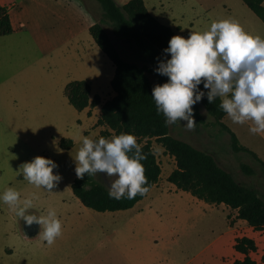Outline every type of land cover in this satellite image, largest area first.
Returning a JSON list of instances; mask_svg holds the SVG:
<instances>
[{
  "label": "rangeland",
  "instance_id": "374dc122",
  "mask_svg": "<svg viewBox=\"0 0 264 264\" xmlns=\"http://www.w3.org/2000/svg\"><path fill=\"white\" fill-rule=\"evenodd\" d=\"M25 1L24 5L19 3L22 10L14 8L20 20L13 33L0 37V51L4 53L0 60V196L9 187L19 191L21 199L36 193L39 199L26 214L42 216L55 210L62 223V235L51 246L41 235L42 226L36 237H27L23 219L0 200V264H232L236 250L225 216L213 211L210 203L168 181L166 175L176 164L155 140L162 177L133 208L97 211L74 195L75 156L83 138L106 137L102 129L97 137L95 117L69 103L65 86L71 78H90L94 90L108 99L111 94L106 88L109 85L112 89L109 76L114 64L88 30L79 34L82 26L75 19L87 20L91 10L89 5L87 11H73V7L84 0H44L46 8L36 0ZM128 1L117 0L120 5ZM145 1L178 35L190 29L204 32L214 21L230 19L246 33L264 38V22L242 0ZM92 11L97 20L102 19L101 8ZM105 26L123 55L140 62L114 34L112 25ZM157 67L149 72L151 79L156 85L169 82L167 76L157 74ZM8 90L15 93L11 94L12 100L4 94ZM198 103L204 123L198 124L194 118L196 126L188 130L186 121H177L171 125V133L212 152L222 166L264 196V133L254 135L249 131L254 126L251 121L241 125L226 116L224 122L260 160L235 152L230 135L221 131ZM62 139H72L74 145L64 148ZM36 157L50 159L58 166L53 174L62 179L52 193L36 188L16 173L21 164ZM242 164L254 168L255 174L243 172ZM116 178L96 174L97 181L108 187L109 179ZM258 241L261 250L262 233H258ZM260 250L255 255L259 260Z\"/></svg>",
  "mask_w": 264,
  "mask_h": 264
},
{
  "label": "trees",
  "instance_id": "16d2710c",
  "mask_svg": "<svg viewBox=\"0 0 264 264\" xmlns=\"http://www.w3.org/2000/svg\"><path fill=\"white\" fill-rule=\"evenodd\" d=\"M102 9V19L91 26L90 33L99 48L115 65V75L111 86L115 95L102 103L100 95L91 98L92 86L89 80H72L65 87V95L69 103L78 111L92 109L102 104L98 126H105L103 135L107 138L114 132L132 134L141 146L146 156L141 163L145 168V175L150 190L159 182L162 167L158 160L153 140L157 141L166 154L176 161V168L168 177V181L177 189L190 192L195 197L212 204H225L237 211V217L245 220L255 231H264V196L254 186L241 182L234 174L222 166L217 157L209 150L199 148L191 142L171 133V125L166 124V118L158 113L152 98L153 88L156 86L149 72L159 65L160 60L171 59L170 54L164 52L174 36L189 38L190 29L180 35L169 25L163 23L148 8L145 0H129L120 5L117 0H96ZM264 22V0H242ZM105 23L112 25L116 36L134 52L140 61L126 58L107 30ZM13 32L11 18L5 6L0 4V37ZM159 58V59H158ZM198 91L205 92L200 101L202 106L214 118L215 124L221 131L230 135L231 147L235 152H244L260 160L255 152L241 143L238 135L225 122L226 113L220 109V98L209 103L208 89L203 83ZM196 122L204 123V116L197 102L193 106ZM72 139H62L61 146L71 148ZM135 149L129 155H133ZM262 162V161H261ZM263 166L264 163L262 162ZM261 164V167H262ZM264 170V167H262ZM241 169L248 175H254L255 169L242 164ZM86 185V187H84ZM72 190L81 202L97 211H118L133 208L146 195H137L135 199L120 200L109 198V187L97 181L95 176L85 174L83 179L76 175ZM149 190V191H150ZM235 248L244 253L243 260H236L234 264H259L250 256L258 251V245L253 238L243 236L237 238ZM264 264V254L262 256Z\"/></svg>",
  "mask_w": 264,
  "mask_h": 264
},
{
  "label": "clouds",
  "instance_id": "9594fccd",
  "mask_svg": "<svg viewBox=\"0 0 264 264\" xmlns=\"http://www.w3.org/2000/svg\"><path fill=\"white\" fill-rule=\"evenodd\" d=\"M171 59L160 60L157 74L167 76L169 82L156 85L152 98L158 113L166 118V124L186 121L188 130H194L196 122L193 106L201 101L205 92L198 91L203 83L208 89L207 99L213 103L220 98V109L232 120L241 124L251 121L252 134L264 133V38L244 31L241 25L230 19L214 21L204 32H191L189 38L174 36L164 50ZM159 59V58H158ZM135 152L133 155L129 153ZM146 156L134 135L121 133L110 139L93 140L84 137L76 152V175L83 179L85 174L95 176L105 173L109 179V198L135 199L146 195L150 188L141 163ZM58 167L52 160L36 157L32 162L20 165L16 172L36 188L52 193L62 179L54 175ZM86 187V185H84ZM39 199L36 193L21 199L15 188H7L0 200L30 226H42V237L49 246L62 235V223L55 210L47 215L26 214Z\"/></svg>",
  "mask_w": 264,
  "mask_h": 264
},
{
  "label": "crops",
  "instance_id": "0c3cea01",
  "mask_svg": "<svg viewBox=\"0 0 264 264\" xmlns=\"http://www.w3.org/2000/svg\"><path fill=\"white\" fill-rule=\"evenodd\" d=\"M36 3H38V4H42V6L43 7H45L46 8V3H45V1L44 0H36L35 1ZM91 2V3H90ZM26 4V1L25 0H0V4L1 5H3V6H5L6 8H7V10H8V13H9V15H10V18H11V24H12V27H13V31H14V27H15V25L17 24V22L20 20V13H18V12H16V11H14V8H16L17 6L19 7V10H22V8H21V6H20V4ZM90 3V4H89ZM75 4V6L73 7L74 9H73V11H76V10H78V11H81L82 9H83V11H87L88 9H87V5H89L90 6V10H91V13L89 14L88 12H90V11H88L87 13L89 14L88 15V19L87 20H81L80 18H76L75 19V22H77V21H80V25L82 26L81 27V31H80V35L83 33H85V31H89V33H90V28H91V26H93L95 23H96V21H94V20H97L96 18H95V16L93 15V9H95V10H99V8H101L100 7V5H99V3L97 2V1H88V0H84V2H80L79 1V3L77 2V3H74ZM146 4H147V2H146ZM148 6V5H147ZM149 8V7H148ZM151 11V10H150ZM20 12V11H19ZM152 12V11H151ZM153 13V12H152ZM154 14V13H153ZM155 15V14H154ZM155 16H157V15H155ZM158 17V16H157ZM159 18V17H158ZM160 19V18H159ZM161 20V19H160ZM163 23H164V21L163 20H161ZM13 33V32H12ZM91 34V33H90ZM93 38V37H92ZM94 40V39H93ZM89 42H91L90 40H89ZM95 42V41H94ZM96 43V42H95ZM99 47V46H98ZM4 57V53H2L1 51H0V60L2 59ZM108 57V56H107ZM111 61V60H110ZM111 63L113 64V62L111 61ZM114 75H115V65H113V67H112V73L110 74V76H109V81H110V84H111V82H112V79H113V77H114ZM84 79H86V80H89L90 82H91V86H92V91H91V98H93L95 95H100L101 96V98H102V103H104L107 99H105L104 98V96H103V94L104 93H100L99 91H96V90H94V88H93V82L91 81V79L90 78H85V77H75V78H71V79H69V81L66 83V85L70 82V81H72V80H84ZM66 87V86H65ZM107 90H109L110 89V94H111V97H113L114 95H115V92H114V90H113V88L111 89L110 87H109V85L107 86V88H106ZM107 90H106V92H107ZM0 93H2V92H0ZM3 94V93H2ZM4 94H9V96H10V99L13 97V95H11V94H15V93H13V91L12 90H8V91H6V92H4ZM111 97H109V98H111ZM108 98V99H109ZM12 100V99H11ZM13 101L14 102H17V98H16V96H14V99H13ZM101 109H102V104H100V105H98V106H96L95 108H93L92 109V115H91V117H95V121H94V123H95V125L97 124V121H98V119H99V117H100V114H101ZM84 112H87L88 114H89V111H90V109L89 108H87V109H85V110H83ZM106 130V127L105 126H99L98 127V135H97V137L99 136V132H100V130ZM112 134L111 135H114V132H111ZM110 135V136H111ZM110 136H108V137H110ZM174 161H175V158H174ZM175 164H176V161H175ZM175 168H176V166H175ZM174 168V169H175ZM174 169H172V171L174 170ZM172 171H170L169 172V174L168 175H166L167 176V178L169 177V175L172 173ZM161 177H162V175H161ZM161 177H160V180H161ZM159 180V181H160ZM159 184V182L154 186V187H156L157 185ZM174 186V185H173ZM153 187V188H154ZM152 188V189H153ZM140 202V201H139ZM211 204V206H212V210L213 211H215V212H219L220 214H222V215H224L225 216V218H226V229H227V232H229V233H232L233 234V240H234V244H233V248H235V244H236V240H237V238H241V237H243V236H248V237H250V238H253L255 241H256V243H257V245H258V250H260V247H259V241H258V233H262L263 234V236H264V231H255L254 229H253V227H251L245 220H242V219H239L238 217H237V211L236 210H234V209H231L229 206H227V205H225V204H212V203H210ZM225 220V219H224ZM243 230H245L246 231V233H244L243 232ZM235 250H236V248H235ZM258 252V251H257ZM257 252H251L250 253V256L253 258V259H255V260H257V262L259 263V264H262V256H263V254H264V248L263 249H261L260 250V252H261V260H259L258 258H256L255 257V255L257 254ZM246 257V255L244 254V253H241V252H239V251H237L236 250V255H234V260H233V262H232V264H234V262L236 261V260H243L244 258ZM260 261V262H259Z\"/></svg>",
  "mask_w": 264,
  "mask_h": 264
},
{
  "label": "water",
  "instance_id": "95a60500",
  "mask_svg": "<svg viewBox=\"0 0 264 264\" xmlns=\"http://www.w3.org/2000/svg\"><path fill=\"white\" fill-rule=\"evenodd\" d=\"M41 229V225L37 223H33L32 225H28L26 221H24V231L27 237H36Z\"/></svg>",
  "mask_w": 264,
  "mask_h": 264
}]
</instances>
